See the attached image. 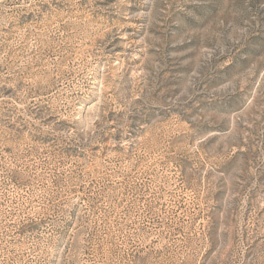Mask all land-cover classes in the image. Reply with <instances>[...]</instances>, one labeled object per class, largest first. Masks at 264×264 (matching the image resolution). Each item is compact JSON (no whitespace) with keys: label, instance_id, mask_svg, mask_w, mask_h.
Wrapping results in <instances>:
<instances>
[{"label":"rangeland","instance_id":"rangeland-1","mask_svg":"<svg viewBox=\"0 0 264 264\" xmlns=\"http://www.w3.org/2000/svg\"><path fill=\"white\" fill-rule=\"evenodd\" d=\"M0 264H264V0H0Z\"/></svg>","mask_w":264,"mask_h":264}]
</instances>
